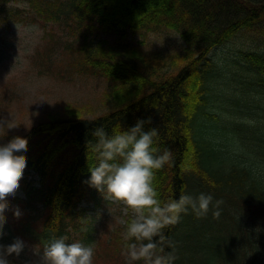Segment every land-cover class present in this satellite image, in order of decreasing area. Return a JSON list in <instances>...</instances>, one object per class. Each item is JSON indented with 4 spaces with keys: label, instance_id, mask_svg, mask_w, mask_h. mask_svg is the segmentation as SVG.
<instances>
[{
    "label": "trees",
    "instance_id": "1",
    "mask_svg": "<svg viewBox=\"0 0 264 264\" xmlns=\"http://www.w3.org/2000/svg\"><path fill=\"white\" fill-rule=\"evenodd\" d=\"M13 1L0 0V26L23 20ZM28 1L46 29L38 55L44 60L48 52L66 50L68 73L103 75L112 89L101 113L70 107L69 116L50 112L23 133L0 130V144L16 136L28 141L27 151L17 153L27 163L20 180L24 197H14L21 215L11 212L15 230L41 249L61 237L75 240L88 209L84 203L103 207L108 201L86 182L89 166L96 163L93 131L103 127L111 136L150 118L144 130L158 129L154 147L172 154L171 162L155 172L158 198L194 197L195 186L211 194L213 203L222 201L219 219L213 218L211 206L205 218L191 209L182 213L176 225L164 230L163 254L175 258L172 264H264V130L259 132L258 119L247 128L226 123L217 133L211 126L217 115L208 107L218 76L211 52L239 33L251 39L242 54L249 85L264 94V0ZM47 22L58 29L48 30ZM165 30L178 32L183 41L173 53L144 52L130 39ZM249 131L253 150L245 140ZM228 134L231 145L247 149L232 153ZM239 136L241 142L235 141ZM124 231L120 224L111 232L103 248L109 261L103 264H127L121 254ZM85 238L90 242L94 236Z\"/></svg>",
    "mask_w": 264,
    "mask_h": 264
},
{
    "label": "rangeland",
    "instance_id": "2",
    "mask_svg": "<svg viewBox=\"0 0 264 264\" xmlns=\"http://www.w3.org/2000/svg\"><path fill=\"white\" fill-rule=\"evenodd\" d=\"M12 6L19 9L23 20L11 21L10 26H0V119L20 124L18 127L7 129V125L0 126L4 132L23 133L27 129L45 119L50 112L69 116L74 110L71 108H82L83 113L94 114L106 111L109 106L112 81L103 75L89 73H68L67 62L69 54L66 50H53L49 58L44 60L38 55L41 52L43 34L46 31L43 20L30 8L28 0H16ZM21 10V11H20ZM46 28L50 30L58 27L53 22H47ZM109 41H114L113 36L104 35ZM133 43H137L144 52L149 50H162L165 53H173L181 48L183 43L178 32L165 30L160 32L138 33L130 37ZM251 41L250 36L239 33L229 41L216 47L211 56L216 63V84L212 85V92L208 107L217 115L211 126L222 128L221 125L228 123L241 124L243 127L261 125L258 130H264V94L260 92L259 86L249 85V74L246 72V63L242 59L243 49ZM46 54V53H45ZM52 61L53 65L48 66ZM262 87V86H261ZM40 99L47 101L37 102ZM36 102V103H35ZM250 131L248 132L247 148L249 146ZM230 145V151L241 153L247 148L240 145H231L229 134L225 139ZM241 137L234 139L235 141ZM251 144V143H250ZM253 151H251L252 153ZM255 153V152H254ZM194 197L200 193L195 186L191 189ZM14 197H24V191L19 187L14 194L6 197L8 207L5 209L6 218L5 233L9 239L1 240L0 243H11L13 238L19 237L30 246L40 248L39 244L16 231L12 223V214L17 209ZM87 212L82 219L78 231H74L72 242L79 241L84 245L94 248L93 264L98 260L103 264L109 261L105 259L104 247L109 242L111 232L118 227L121 221L131 210L126 211L120 202L110 199L103 207H96L93 202H85ZM132 214V213H131ZM12 230V231H11ZM86 236H94L90 242ZM30 258L26 250L18 260L13 259L12 264H24Z\"/></svg>",
    "mask_w": 264,
    "mask_h": 264
},
{
    "label": "clouds",
    "instance_id": "3",
    "mask_svg": "<svg viewBox=\"0 0 264 264\" xmlns=\"http://www.w3.org/2000/svg\"><path fill=\"white\" fill-rule=\"evenodd\" d=\"M44 101L47 100L37 102ZM150 122V118L147 121L138 120L135 126L111 136L103 127L96 128L92 133L97 138L93 145L96 163L89 166L91 175L86 182L106 199L122 203L126 211L131 210V218L121 221L125 227L121 254L127 264L136 261L172 264L175 258L163 254L166 240L164 230L176 225L181 214H187L189 209L197 218H205L210 206L214 219H219L221 214L222 201L213 203L211 194L200 193L193 197L182 193L178 199L166 202L158 198L153 187L155 172L171 162L172 154L166 147L163 150L154 147L159 136L158 129L144 130V125ZM5 124L7 129L20 125L0 119V126ZM27 146V138L20 136L0 144V240L6 235V197L18 189L27 163L26 156L17 153L26 152ZM14 215L17 218L21 215L19 209L15 210ZM66 241L67 237H61L41 249L15 237L11 243H0V264H12L13 259H20L26 250L30 258L24 264H93V246Z\"/></svg>",
    "mask_w": 264,
    "mask_h": 264
}]
</instances>
